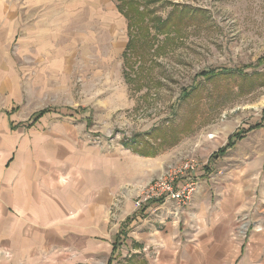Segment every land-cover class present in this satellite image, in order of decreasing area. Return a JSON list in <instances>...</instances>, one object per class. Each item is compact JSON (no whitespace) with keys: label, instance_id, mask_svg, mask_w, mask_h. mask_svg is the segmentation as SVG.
Returning a JSON list of instances; mask_svg holds the SVG:
<instances>
[{"label":"rangeland","instance_id":"374dc122","mask_svg":"<svg viewBox=\"0 0 264 264\" xmlns=\"http://www.w3.org/2000/svg\"><path fill=\"white\" fill-rule=\"evenodd\" d=\"M43 1L57 9L39 11L42 40L32 38L23 54L17 41L11 46L22 98L11 110L27 116L44 110L36 121L25 122L30 156L41 155L42 162L66 172L69 162L105 155L111 169L120 162L123 175L137 173L142 181L176 169L175 187L193 182L194 189L216 123H228L242 134L249 125L264 123V85L238 93L239 83L248 86L264 73V0H148L153 15L177 10L176 16L181 10L189 19L183 24L172 19L171 30L153 39L134 25L129 31L115 0ZM215 68H244L253 77L201 84L196 88L200 94L215 89L214 98L203 103L180 100L183 89L201 80L198 73ZM203 141L208 144L202 146ZM134 149L157 154L135 160L129 151ZM186 165L194 166L193 173ZM191 194L187 203L177 205L190 206ZM135 197V211L141 212V194ZM238 220L249 224V231L257 223L264 229V197L236 215L231 236L239 245L247 236L237 235ZM3 251L0 264L3 257L10 259Z\"/></svg>","mask_w":264,"mask_h":264},{"label":"crops","instance_id":"0c3cea01","mask_svg":"<svg viewBox=\"0 0 264 264\" xmlns=\"http://www.w3.org/2000/svg\"><path fill=\"white\" fill-rule=\"evenodd\" d=\"M43 7L57 9L52 1L0 0V248L10 258L2 264H264V229H251L239 245L231 236L238 212L264 197L262 121L222 154L235 127L216 123L187 208L150 199L135 211V196L162 173L130 178L105 155L60 172L28 154L25 122L36 112L11 110L22 100L11 46L17 41L23 54L41 39ZM129 151L135 160L156 157Z\"/></svg>","mask_w":264,"mask_h":264},{"label":"trees","instance_id":"16d2710c","mask_svg":"<svg viewBox=\"0 0 264 264\" xmlns=\"http://www.w3.org/2000/svg\"><path fill=\"white\" fill-rule=\"evenodd\" d=\"M117 2L116 6L117 9L122 13V15L128 19V28L129 31L132 33V25H134V30H136L137 32L140 30V32H142L143 34H145L146 36H149V39H153L156 35L161 34L162 32H165L167 29H169L172 25V19H174L175 21L179 22V23H185L187 22L189 19L186 18V16L181 12V10L178 11V15L175 16V13L177 12L174 10H171L167 16L162 17L159 15H153V12L151 9L148 8L147 5V1L148 0H115ZM149 3V2H148ZM173 29V28H172ZM139 32V33H140ZM167 33V31H166ZM132 41V40H131ZM261 59H258L257 61V65H259V63ZM256 65V66H257ZM247 67V66H246ZM244 68H222V69H212L210 71H201L200 73H198V76L201 77V80H199L197 83H195L193 86H189L186 89H183L182 94L180 96V100H188L191 98H195L196 103H203V99L206 98V100L208 99H212L214 98L213 96L215 89H209L208 88L203 92V93H199L201 90H197L196 88H198L199 86H202L201 84L207 85V83L210 84H216L217 81L222 80V79H229L231 82H236L238 79L242 80V81H248L246 80L249 77H253V74H247L246 71H243ZM259 78L256 79L257 81H253V83H250V85L248 86H244L243 84H238L239 90L238 93L239 94H245L247 93V91L253 90L257 87H260L262 85H264V73L260 72L258 73ZM221 76H224L222 78H219ZM263 78V79H262ZM252 82V81H250ZM257 83V84H255ZM197 84V85H196ZM237 86V85H235ZM252 86V87H249ZM254 86V87H253ZM227 88V85H226ZM194 94V97H193ZM204 94V96H203ZM195 104V103H194ZM195 109L196 104H195ZM43 111H39L36 114V117L34 118V121H36L42 114ZM260 125V123H256L255 125L249 127L254 128V127H258ZM174 127V126H173ZM175 128V127H174ZM181 130L180 133L182 132L183 129H179ZM243 130L240 131H235L231 137L228 139V142L226 144V146L222 149L219 150V154H222L226 148L230 147L238 138L241 137V134L243 133ZM152 134V133H151ZM175 139V138H174ZM179 141V137L176 139V141H174L175 144ZM133 152H136L142 156H154L157 154V152H149V151H145V150H132ZM216 155V154H215ZM214 155V156H215ZM217 156V155H216ZM211 160V159H210ZM209 160V161H210Z\"/></svg>","mask_w":264,"mask_h":264},{"label":"built area","instance_id":"2783aa9c","mask_svg":"<svg viewBox=\"0 0 264 264\" xmlns=\"http://www.w3.org/2000/svg\"><path fill=\"white\" fill-rule=\"evenodd\" d=\"M184 168V167H183ZM186 169H190V172L193 173L195 170L193 165H186ZM179 168L177 170H181ZM176 169H167L165 173H163L160 177L153 180L149 183L145 189L141 193L142 201L150 200V199H163V201L174 200L176 203L182 205L189 201L190 194L193 189V182H189V184H185L182 187L176 186ZM141 202V199H140ZM240 219V218H239ZM245 217H242L240 220H244ZM238 220L237 235L241 237H246L249 231V224H245V222ZM253 229L260 231L263 229L261 223H257L253 226Z\"/></svg>","mask_w":264,"mask_h":264}]
</instances>
